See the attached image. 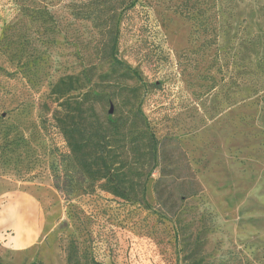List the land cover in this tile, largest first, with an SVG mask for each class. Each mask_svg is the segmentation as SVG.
Listing matches in <instances>:
<instances>
[{
	"label": "rangeland",
	"instance_id": "1",
	"mask_svg": "<svg viewBox=\"0 0 264 264\" xmlns=\"http://www.w3.org/2000/svg\"><path fill=\"white\" fill-rule=\"evenodd\" d=\"M88 1L0 0V263L264 264V0H112L115 67L104 30L75 16ZM27 56L42 61L23 72ZM84 67L70 93L104 91L103 116L136 90L174 161L166 205L157 168L131 202L74 166L50 89Z\"/></svg>",
	"mask_w": 264,
	"mask_h": 264
},
{
	"label": "trees",
	"instance_id": "2",
	"mask_svg": "<svg viewBox=\"0 0 264 264\" xmlns=\"http://www.w3.org/2000/svg\"><path fill=\"white\" fill-rule=\"evenodd\" d=\"M88 3L89 6L78 11L75 16L93 20L95 27L104 30L110 42L105 54L110 58V65L115 67L119 63L116 57L117 14L114 8L110 9L112 0H89ZM43 13H47L46 8H43ZM107 24L110 27L106 30ZM5 51L11 53L15 49L6 48ZM41 61L40 58L30 59L27 56L20 63L21 71L37 69ZM86 71L89 69L84 67L78 74L62 75L50 89L52 100L56 102L53 120L66 142L74 166L90 181L100 182L105 191L131 202L140 200L145 176L157 168L160 176L154 180L153 190L157 200L166 205L172 199V193L163 197V187L172 184L174 178L168 179V183L164 181L167 173L174 169L170 164L174 161H168L166 147L148 130L136 90L132 88L127 98L122 100L128 109L126 115L113 117L107 113L103 116L99 107L102 103L111 102L104 91L82 90L75 95L70 93L91 82V74L87 76ZM81 73L85 76L80 78ZM180 186L185 187L180 189L183 196L180 198L197 195L193 177L181 181Z\"/></svg>",
	"mask_w": 264,
	"mask_h": 264
},
{
	"label": "water",
	"instance_id": "3",
	"mask_svg": "<svg viewBox=\"0 0 264 264\" xmlns=\"http://www.w3.org/2000/svg\"><path fill=\"white\" fill-rule=\"evenodd\" d=\"M113 111H114L113 105L110 104V105H109L108 114H110V115L113 114Z\"/></svg>",
	"mask_w": 264,
	"mask_h": 264
}]
</instances>
